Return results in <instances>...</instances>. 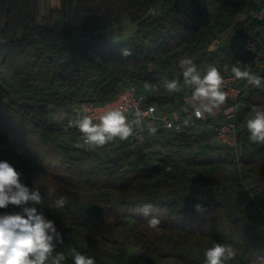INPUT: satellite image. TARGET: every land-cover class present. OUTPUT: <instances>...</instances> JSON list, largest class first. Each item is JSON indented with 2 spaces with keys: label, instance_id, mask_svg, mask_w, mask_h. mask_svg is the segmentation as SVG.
<instances>
[{
  "label": "trees",
  "instance_id": "trees-1",
  "mask_svg": "<svg viewBox=\"0 0 264 264\" xmlns=\"http://www.w3.org/2000/svg\"><path fill=\"white\" fill-rule=\"evenodd\" d=\"M42 1L0 0V161L44 197L38 207L63 233V264H72V248L96 264H203L213 242L237 250L227 264L264 258V144L246 128L253 106L264 109V79L259 88L238 81V151L212 129L155 128L83 147L82 134L56 120L69 105L112 100L130 84L161 110L180 107L184 93L163 81L184 82L185 57L202 75L215 66L223 76L240 61L264 78V17H256L264 0H59L46 15ZM125 20L137 23L127 39L93 32ZM247 36L255 51L244 47ZM124 48L132 55L122 57ZM60 195L69 200L57 209ZM152 216L158 229L148 227Z\"/></svg>",
  "mask_w": 264,
  "mask_h": 264
},
{
  "label": "clouds",
  "instance_id": "clouds-1",
  "mask_svg": "<svg viewBox=\"0 0 264 264\" xmlns=\"http://www.w3.org/2000/svg\"><path fill=\"white\" fill-rule=\"evenodd\" d=\"M121 55L126 58L132 52L124 48L121 49ZM179 63L183 69L184 82L195 86L192 99L196 103L193 109L196 118L212 113L225 102L227 94L221 90L223 77L217 67L209 66L201 75L191 59L185 57ZM231 72L235 79L247 80L256 88L261 87L264 79L253 74L240 61H236ZM163 83L169 93L180 91L178 80L165 78ZM252 113V118L246 124L249 138L255 143L264 144V109L253 106ZM68 123L79 130L86 144L94 146H103L117 137L128 140L134 135L133 125L119 108L104 112L98 123H94L90 115L69 119ZM168 126L171 127V124ZM148 130L150 134L156 131L151 125ZM49 195L52 193L49 192ZM68 200L66 195L58 196L55 207L63 208ZM43 202L44 197L39 189L29 188L23 183L22 174L14 166L7 161H0V210H3L0 211V264H63L66 260L63 252L56 251L57 246L64 243L63 233L58 230L55 221L49 219L38 207ZM10 207L12 210H9ZM150 207L151 204L145 205V216L148 215ZM194 207L197 212L204 211L199 204ZM159 225L158 217L152 216L148 220L150 228L158 229ZM70 256L72 264H96L94 257L85 255L76 248L70 250ZM203 256V264H227L236 258L237 250L231 244L213 242L204 250ZM253 264H264V258L254 261Z\"/></svg>",
  "mask_w": 264,
  "mask_h": 264
},
{
  "label": "built area",
  "instance_id": "built-area-1",
  "mask_svg": "<svg viewBox=\"0 0 264 264\" xmlns=\"http://www.w3.org/2000/svg\"><path fill=\"white\" fill-rule=\"evenodd\" d=\"M150 12H155V6L151 8ZM256 17L259 19L264 17V3H262V10L256 13ZM107 30L108 26L101 25L94 28L93 32L95 34H105L107 33ZM215 42H218V39H216ZM244 47L247 50L255 51L257 43L254 37L247 36L244 41ZM222 77L223 84L221 90L227 94L224 103L228 104L230 108L225 112L224 118L220 122L210 121L205 114L201 118H196L193 114V109L196 105L188 107L179 115L168 110H161L156 103L150 100V97L145 91L130 84L112 100L103 103H94L88 100H83L69 105L66 110L61 112V115L64 117L63 126L66 129L79 132L76 127L69 126V119H78L82 118L84 115H90L93 117V122L98 123L99 117L104 112L119 108L129 118V123L133 125L134 135L130 136L128 140H120L119 137H117L108 143L119 144L143 138L149 131V125H151L154 128H164L174 133L194 129H212L214 132V139L217 142L238 151L240 144L236 116L240 104L239 98L242 95L244 88L239 85V80L233 77L232 72L226 73ZM169 124H171V127L168 126ZM141 128L143 129L142 131ZM177 128H179V131H177ZM81 146L95 147L94 145L86 144L83 138L81 140Z\"/></svg>",
  "mask_w": 264,
  "mask_h": 264
},
{
  "label": "rangeland",
  "instance_id": "rangeland-1",
  "mask_svg": "<svg viewBox=\"0 0 264 264\" xmlns=\"http://www.w3.org/2000/svg\"><path fill=\"white\" fill-rule=\"evenodd\" d=\"M179 4L181 6H184L188 3V0H178ZM159 2V1H157ZM49 11V0H43L42 1V14L46 15ZM103 25V24H102ZM137 29V23L132 20H125L123 22L112 24L111 26H108L107 30V37L110 40L118 41V40H124L129 38ZM262 40L264 45V29H262ZM194 85H188L185 82H183L182 90H184L185 98H186V105L188 107L196 105V103L192 99V92L194 91ZM216 111V109H214ZM56 120H58L60 123L63 121V116L61 114L58 115V118L56 117ZM171 132V131H170Z\"/></svg>",
  "mask_w": 264,
  "mask_h": 264
},
{
  "label": "crops",
  "instance_id": "crops-1",
  "mask_svg": "<svg viewBox=\"0 0 264 264\" xmlns=\"http://www.w3.org/2000/svg\"><path fill=\"white\" fill-rule=\"evenodd\" d=\"M59 5H60V1L59 0H49V9L52 8V7H58ZM240 81H242V80H239V82ZM244 82H245V84H243V86L245 88L248 87L249 83L247 82V80H245ZM182 85H183V83L179 84V87H180V91L183 92L184 90H182ZM185 97L186 96L184 94V98ZM188 106L186 105V98H185V104L184 105H182L180 107H175V108L169 109L168 111H170V112H172V113H174L176 115H179V114H181L183 112V110L187 109ZM229 108H230V106L228 104L223 103L219 108H216V111L213 110L212 113H205V115L212 122H220V121L223 120L224 114H225L226 111L229 110Z\"/></svg>",
  "mask_w": 264,
  "mask_h": 264
}]
</instances>
